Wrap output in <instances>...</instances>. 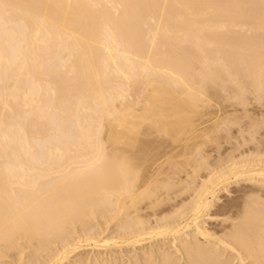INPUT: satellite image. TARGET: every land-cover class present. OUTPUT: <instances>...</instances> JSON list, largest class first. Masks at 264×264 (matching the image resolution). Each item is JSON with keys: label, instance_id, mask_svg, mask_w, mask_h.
Returning <instances> with one entry per match:
<instances>
[{"label": "bare ground", "instance_id": "bare-ground-1", "mask_svg": "<svg viewBox=\"0 0 264 264\" xmlns=\"http://www.w3.org/2000/svg\"><path fill=\"white\" fill-rule=\"evenodd\" d=\"M255 107L264 0H0V264H264Z\"/></svg>", "mask_w": 264, "mask_h": 264}, {"label": "rangeland", "instance_id": "rangeland-1", "mask_svg": "<svg viewBox=\"0 0 264 264\" xmlns=\"http://www.w3.org/2000/svg\"><path fill=\"white\" fill-rule=\"evenodd\" d=\"M256 108V109H255ZM255 108H253V109H255V111H257L258 112V109H259V112L260 113H262V112H264V111H262V110H264V107H262V109H260L261 107H255ZM167 114H173V111L172 110H170V111H167ZM168 119V118H167ZM171 119H173V118H171ZM175 119V118H174ZM204 121H206V120H204ZM149 123V122H148ZM201 122H197V123H194V126H196V125H199ZM200 131V130H199ZM199 131H197V133L199 132ZM196 133V132H195ZM172 147L173 146H171L169 149L170 150H172ZM176 149H179V147H177ZM176 149H174V150H176Z\"/></svg>", "mask_w": 264, "mask_h": 264}]
</instances>
